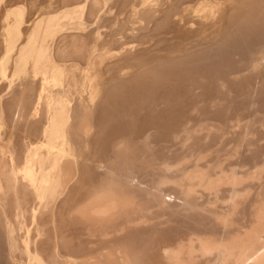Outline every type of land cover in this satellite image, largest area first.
<instances>
[{
    "label": "bare ground",
    "instance_id": "1",
    "mask_svg": "<svg viewBox=\"0 0 264 264\" xmlns=\"http://www.w3.org/2000/svg\"><path fill=\"white\" fill-rule=\"evenodd\" d=\"M63 1L60 10L33 20L24 5L6 4L0 233L7 260L264 264V100L250 105L259 89L257 97L264 99V42L251 49L248 74L237 70L241 76L231 77L233 83L254 84L242 91L252 99L250 109L219 104V92L231 79L218 82L215 75L213 89L204 94L205 81L194 83L206 74L196 80L189 69L208 58L202 56L210 50L198 47L207 46L203 40H212L223 21L264 37V0ZM208 30L217 33L206 37ZM241 35L232 40L241 41ZM169 70L183 72L188 82L194 76L189 91L175 83L181 96L174 90L172 96L178 98L168 92L170 98L156 99L151 91L142 97L150 82L165 87L173 81H166ZM126 90L142 91L141 98ZM117 93L131 99L113 100ZM161 134L166 136L158 147L154 137ZM101 139L111 142L107 156ZM98 142L101 147L93 149Z\"/></svg>",
    "mask_w": 264,
    "mask_h": 264
},
{
    "label": "rangeland",
    "instance_id": "2",
    "mask_svg": "<svg viewBox=\"0 0 264 264\" xmlns=\"http://www.w3.org/2000/svg\"><path fill=\"white\" fill-rule=\"evenodd\" d=\"M34 1H35V0H33V2H32V0H21V1H20V0H18V1H17V0H15V1H14V0H0V39H1V40H0V60L4 57V52H5L4 49H5V28H6V21H5V19H6V15H4V14H5V10H6V6H7V5H9V4H13V5H14L15 3L18 4V5H24V6L26 7V10H27L26 12L28 13L27 15H28L29 17L31 16L30 18L33 20V19H36V18L40 17L41 15H44L46 11L49 13V11H50V12H51V11H52V12H53V11L55 12V11H57L59 8L61 9L62 5L65 3L63 0H55V1H54V0H38V1L41 2V3L37 2V0H36L35 2H34ZM51 1H52V2H51ZM167 1H170V0H167ZM171 1L173 2V0H171ZM174 1H175V0H174ZM13 2H14V3H13ZM195 2H196V1L191 2L192 4H190V5H195ZM35 3H36L37 5H34ZM62 3H63V4H62ZM66 3H67V1H66ZM193 3H194V4H193ZM6 4H7V5H6ZM26 4H27V5H26ZM32 4H33V10H32V8H31ZM29 5H30V6H29ZM38 6H39V7H38ZM53 6H54V8H53ZM44 7H46V8H44ZM58 7H59V8H58ZM2 8H3V9H2ZM52 8H53V9H52ZM60 9H59V10H60ZM43 11H44V12H43ZM47 12H46V14H47ZM40 13H42V14H40ZM11 19H12V18H11ZM223 22H224L225 24H223V25H219V24H220V23H219V24L216 26V28H215V30L218 31L219 33L223 32V33L221 34L222 36H221L219 33H217L215 30H214V32H213L212 34H211V33L209 34V32H210V31L212 32V30H208V31L206 32L207 34H206V33L204 34V35H207L206 37H209L208 34L212 37L213 34H215V32L217 33V35L215 34V36L217 37V39L215 38V41L213 40L215 36L212 37V38H213L212 40H209V38H206L207 40H209V44H210V46L212 47V50H213V51H211L210 47L208 46L209 44L206 43V41H207L206 39H205V42H204V40H203V43H204V44H207V46L203 45V47L205 46L204 48H203L202 46H201V47H198L199 50H200V49L203 50V49H205V48L207 47L205 50H207V49H208V51L210 50V51L208 52V55L210 56V54H211L212 57H213V53H216V52H215L216 50H217V53L220 52L221 54H220V55L218 54V55L220 56V59H219V60H218L219 57H218L217 53L215 54V55H217V56H216V57H213V58L207 56V54H206V55L202 54V55H204V56H202V57H205V56L208 57V58H206V59L209 60V61H208L209 63H210V58H212L213 60L211 59V61H212L211 63H212V65L214 64L213 67H215V64L219 61L218 64H220L221 67H223V68L221 69V68H220V65H217V64H216V68H218L219 70H218V69L216 70V68H215V69H212V65H211V63H210V64H209V63H206L207 60H206L205 58H204V59H205L206 61L204 60V61L202 62L203 65L200 63L202 66H200L199 63L196 64L197 67H199L198 70H200V71L202 72V74H201V72H199L198 70L196 71L197 67H196L195 64H194L193 66H195L196 68L192 67V65H191V67L189 68V69H192V73H193V75L195 76L196 80H197L198 78H201L202 76H203V78H204V76H205V74H206V76H205L204 79H201V81H199L200 79H198V80H197L198 83H197L196 81H195V83H194V86L199 87V86H200V83L202 84V83L205 81V83H203L204 85L202 84V85L200 86L201 89L204 88V90H201V91L204 92V94H206V93L208 94V93L210 92V88H211V87H212L211 90L213 89V87H214L213 85H215V83H216V81H215L216 78L213 79V77H214L215 75H216L217 78H218V80L216 79L218 82L220 81L219 79H222V80H223L224 78H227V81L229 82V80L231 79L232 76L235 77V76L238 75V74H236V75L234 74V73L237 72V70L239 71V73H242V74H244V75H245V74H248V68H247V67H249V65H250L249 63H250V61H251V59L249 58L251 55L249 56V53L251 52V49H252V48H254V52H255V47H253V46H257V47H258L259 45H255V43L258 44V43H259V40L261 41L260 44H262V42H264V37H263L262 35H259V34L256 33V32L254 33V31L250 32L251 30L249 31V29H248V31L250 32V34H249V32L247 31V29H245V31H247V32H244V33L247 34V36H248V35L251 36V35L253 34V35L251 36V39H250V37H247V36H246V38H245V37H244V36H245L244 33H243V32H240V30L238 31V30H237L238 28L236 29V27L233 26L234 24H229V25H230V27H229V26L227 25V24H228L227 21H226V22L223 21ZM221 24H222V23H221ZM4 25H5V26H4ZM224 25H225V26H224ZM220 26H221L222 28H220ZM227 26H228V27H227ZM223 27H224V28H223ZM225 27H227L228 31L226 30ZM231 27H232V28H231ZM233 27H234V29H235L234 33H233V31H229V29L234 30ZM219 28L222 29V30H220ZM218 29H219V30H218ZM223 29H224L225 32L223 31ZM241 29H242V28H241ZM226 31H227V32H226ZM235 32H236V33H235ZM238 32L241 33L242 35H241V34H238ZM224 33H225V34L227 33V35H224ZM251 33H252V34H251ZM1 34H2V35H1ZM232 34H234V35H232ZM236 34L242 36L241 39H240L241 41H239V39H237L238 42H236V41L234 42V39L232 40V36H233V37H234V36L236 37ZM254 34H256V35H255V38H254ZM258 35H259V36H258ZM1 36H2V37H1ZM218 36H219V37H218ZM226 36H227L228 38H226ZM220 37H222V38H220ZM223 37H224V38H223ZM235 37H234V38H235ZM237 37L240 38V36H237ZM237 37H236V38H237ZM258 37H259L260 39H259ZM261 37H263L262 40H261ZM204 38H205V37H204ZM229 38H231V39H229ZM243 38L246 39V40H247V38H248L249 40L246 41V42H244V39H243ZM253 38H254V39H253ZM257 38H258V39H257ZM210 39H211V38H210ZM221 39H222V40H221ZM223 39H224V41H223ZM220 40H221V42L223 41V43H221V42L219 43ZM228 40H229L231 43H230ZM257 40H258V41H257ZM210 41H213V42H210ZM217 41H218V43H216ZM249 41H250V43H248ZM192 42H194V41H192ZM2 43H3V44H2ZM187 43H190V42H187ZM195 43H196V42H194V45H195ZM203 43H202V44H203ZM225 43H226V44H225ZM227 43L231 44V48L229 47V44L227 45ZM233 43H234V44H233ZM237 43H238V44H237ZM245 43H247V44H249V45H251V44L253 43V45H251V47H250L249 45H247V44H245ZM202 44H201V45H202ZM214 44H215V45H216V44H222L223 46L220 45L221 47H220V46L218 47V46L216 45V46H217V48H216V47H213V46H215ZM224 44H225V45H224ZM189 45H190V44H189ZM233 45H235L234 48H233ZM243 45H244V46H243ZM2 46H3V47H2ZM190 46H191V48L194 47L193 44H191ZM190 46H189V47H188V45L186 46V48H187L188 51L191 50ZM225 46H226V47H225ZM241 46H242L243 48H242ZM247 46H248V49H247ZM208 47H209V48H208ZM228 47H229L231 50H229ZM245 47H246V48H245ZM188 48H190V49H188ZM198 48H197L196 45H195L194 50H193V48H192V51H195V49L197 50ZM214 48H216V49H214ZM221 48H222V49H221ZM224 48H225V49H224ZM232 48H233V49H232ZM219 49H221V50H219ZM235 49H236L235 52H236V54H237V57H236V54H235V52H234ZM238 49H240L241 51L238 50ZM249 49H250V51L248 52ZM256 49H258V48H256ZM184 50H186V49H184ZM187 50H186V51H187ZM214 50H215V51H214ZM223 50H224V51H223ZM225 50H226V52H229V51H230L229 53H230L232 56H231L229 53H228V54H227V53L225 54ZM228 50H229V51H228ZM242 50H243V51H242ZM246 50H247V51H246ZM188 51H187V52H188ZM192 51H190V52H192ZM252 51H253V49H252ZM190 52H189V53H190ZM210 52H211V53H210ZM212 52H213V53H212ZM222 52H223V55H222ZM254 52H251V53H254ZM203 53H207V51H206V52L203 51ZM251 53H250V54H251ZM215 55H214V56H215ZM224 55H226V56L224 57ZM233 55H234V56H233ZM231 57H232L233 59H232ZM216 58H217V59H216ZM227 58H228V61H229V62L227 61ZM229 58H230V59H229ZM239 58H240V59H239ZM215 59H216V60H215ZM221 59H222L223 61H222ZM242 59H243L244 61H246V62H245L246 64H245V63H242V61H240V60H242ZM249 59H250V61H249ZM214 61H215V63H214ZM236 61H237V62H236ZM221 62H224V63L221 64ZM238 62H240V63H238ZM205 63H206V64H205ZM233 63H234V64H233ZM241 63H242V64H241ZM207 64H208V65H207ZM225 64H228V65H227V68L225 67V66H226ZM236 64H237L238 66H237ZM243 64H244V65H243ZM247 64H248V66H247ZM209 65H210V68L207 67V66H209ZM222 65H224V66H222ZM230 65H231V66H230ZM235 65H236V67H235ZM205 66H206V67H205ZM218 66H219V67H218ZM233 66L236 68V70H235V68H234ZM204 67H205L207 70H206ZM232 67L234 68V70H233ZM193 68H194L195 70H194ZM201 68H202V70H201ZM203 68H204V69H203ZM208 68H209L210 70H209ZM246 68H247V69H246ZM220 69H221V70H220ZM193 70H194V71H193ZM205 70H206L207 72H205ZM211 70H212V71H211ZM213 70H214V71H213ZM215 70H216L217 72L219 71V73H217ZM222 70H224V71H222ZM166 71H167V70H166ZM169 71H170V70H169ZM190 71H191V70H190ZM195 71H196L197 73H195ZM208 71H209V72H208ZM210 71H211V72H210ZM235 71H236V72H235ZM167 72H168V71H167ZM170 72H171V71H170ZM170 72H169V73H170ZM174 72H175V73H174ZM174 72H173V73L171 72L172 76H171V74H169V76H171V77H169V79L166 78V81H167V80L170 81L171 78H172V79L175 78V77L177 78V76H179V79L181 78V79H180L181 81H180L179 79H176V78H175L176 80L173 79V81H170L169 84L171 85L172 88L174 87L173 89H172V88L170 87V85L168 84V81H167V83L164 84V85H166L165 87H164V86H161V85H159V84H157V82L159 83L160 81L154 82V85H153V86H154L155 88L152 87V86H151L152 88L150 87V84L153 83V82H150V84H149V86H148L149 88L147 87V85H145V88L147 87L148 89L145 90V91H147L146 93H145V92L142 93V97L144 96L145 98H149L150 95H148V94L150 93V91H151V93H152L153 95L155 94V95H154V98H156V99L162 98L163 96L165 97V96H167V95L169 96L168 92L171 93L170 96L173 97V96H175V95L172 96V92H173V90L178 86V85H176L177 83H179V86H180V87H182L181 85H183L184 88H187V87H188L187 89H188V91H189L190 85L192 86V85H193L192 83H193L194 80H195V78H193L194 76L191 74V72H189L188 74H189V75H192V76H188V75H187L188 78L191 77V79H189L190 82H188V79H187V80L185 79L186 76L184 75L183 72H182V73H183L182 76H185L184 78H183L182 76H180V73H181L180 71H178V70H177V71L174 70ZM177 72H178V73H177ZM179 72H180V73H179ZM220 72H221V73H220ZM222 72L224 73L225 76L222 75V74H223ZM182 73H181V74H182ZM198 73L201 74V75H199ZM204 73H205V74H204ZM216 73H217L218 75H217ZM231 73H232V75L230 76L229 74H231ZM173 74H174V76H173ZM176 74H177V76H175ZM185 74H186V72H185ZM197 74L199 75L198 77H197ZM209 74L212 75V78H211V76L208 77ZM233 74H234L235 76H234ZM220 75H221V78H219ZM200 76H201V77H200ZM216 76H215V77H216ZM227 76H228V77H227ZM240 76H241V74H240L239 76H237V78L240 77ZM222 77H223V78H222ZM186 78H187V77H186ZM192 78H193V79H192ZM207 78H208V79H207ZM209 78H210V79H209ZM228 78H229V80H228ZM235 78H236V77H235ZM172 79H171V80H172ZM212 79H213V80H212ZM174 80H175V81H174ZM191 80H193V81L191 82ZM202 80H203V82H202ZM177 81H178V82H177ZM186 81H187V84H185ZM206 81H209V82H206ZM211 81H212V82H211ZM213 81H215V82L213 83ZM232 81H233V80L231 79L230 82L227 83V84L232 85V83H233ZM240 81H241V80H240ZM163 82H165V79H164ZM172 82H173L174 84H175V83H176V84L172 86V84H173ZM181 82H182V84H181ZM238 82H239V81L234 82V83H235V84L233 83L234 86H233V85H232V86L226 85V86H225V90L223 89L225 92H224L223 90H221V91L219 92V93H220V94L218 95V98H219V99H218V100H219V104H220V103H226V102H229L230 105L232 106V110H233V109H234V110L237 109L238 111H242V110H244V109H246V108H249V109H250L251 107L249 106V104H250V102H251L252 99H251V97H250V99H251V100H250L249 97H247V98L250 100V102H248V101H247V98H246V94H245V96H244L243 93H244V91H245L246 89H248V88L250 89V86H251L253 83H251V82H247V83H248V84H247V83L241 81V83H242L243 85L239 82V85H240V86H239V85H238ZM0 83H1V84H0V88H3L4 85L6 84V82H3V79H2L1 77H0ZM190 83H191V84H190ZM196 83L199 84V85H197ZM206 83H207V84H206ZM212 83H213V84H212ZM249 83H250V86H249ZM155 84H156V85H159V86H156ZM161 84H163V83H161ZM209 84H211V85H209ZM246 84H247V85H246ZM167 85H168V87H167ZM187 85H188V86H187ZM207 85H208V86H207ZM253 85H254V84H253ZM253 85H252V86H253ZM1 86H2V87H1ZM160 86H161V87H160ZM175 86H176V87H175ZM179 86H178V87H179ZM210 86H211V87H210ZM235 86H236V87H235ZM243 86H244V87H243ZM159 87H160V88L163 87V91H165V93H164ZM178 87H177V88H178ZM183 87L180 88V89L184 91ZM207 87H208V88L210 87L209 90H208ZM230 87H231V88H230ZM237 87H238V88H237ZM166 88H167V89H166ZM226 88H227V89H226ZM239 88H240V89H239ZM171 89H172V91L170 92ZM178 89H179V88H178ZM178 89H175V90L177 91ZM187 89H186V90H187ZM206 89H207V90H206ZM232 89H235V90H232ZM242 89H243V90H242ZM249 89H248V90H249ZM257 89H258V88H257ZM1 90H2V89H1ZM1 90H0V91H1ZM153 90H154V91H153ZM157 90H158V92H157ZM175 90H174V91H175ZM248 90H246V91H248ZM251 90H252V89H250V91H251ZM128 91H129V90H126L127 93H128ZM148 91H149V93H148ZM161 91H162L163 93H162ZM166 91H167V94H166ZM176 91H175V94H176L177 96H181V95L178 94L179 92L177 93ZM178 91H179V90H178ZM242 91H243V93H242ZM250 91H249V93H250ZM129 92H132V91L130 90ZM141 92H142V91H140V92H135L136 94H134V92L131 93V94H134V98H133V99L141 98L140 95H139V94H141ZM153 92H154V93H153ZM155 92H156V93H155ZM159 92H160L161 94H160ZM227 92H229L230 95H232V94L234 93L232 96L229 95V98H230V99H228V97H227V96H228V95H227ZM259 92H260V89H259L257 95H259ZM127 93L124 94L125 96L122 95V97H121L120 93H119L120 96H119L118 93H117L118 97L116 98V96L114 95V96H113L114 98H112V99H113V100L115 99L116 101H117V99H118L119 101H121V99H124L123 97H125L126 99H127V98L131 99V97H126V96H128V94H129V93H128V94H127ZM137 93H138V97L135 96V95H137ZM144 93H145V94H144ZM147 93H148V94H147ZM151 93H150V94H151ZM157 93H158V94H157ZM182 93L184 94L185 92H182ZM239 93H242V96H241V94H239ZM245 93H246V92H245ZM260 93H261V92H260ZM131 94H129V95H131ZM143 94H144V95H143ZM159 94H160V95H159ZM164 94H165V95H164ZM173 94H174V93H173ZM180 94H181V93H180ZM225 94H226L227 96H226ZM236 94H237V95H236ZM247 94H248V93H247ZM153 95H152V96H153ZM156 95H157V96L159 95L160 97L158 96V98H157ZM161 95H162V96H161ZM220 95H222V96H220ZM235 95H236V96H235ZM250 95H252V94H250ZM257 95L255 94L257 100L253 99L254 101H252L250 105H252V103L255 102L256 105L258 104V106H259V104H261V102L264 100L263 98H262V99H259V98H258L259 96H261V94H260L258 97H257ZM131 96H132V95H131ZM168 96H167V97H168ZM177 96H175V98H178ZM182 96L185 97V95H182ZM219 96H220V97H219ZM243 96H244V97H243ZM248 96H249V95H248ZM263 96H264V92H263ZM120 97H121V98H120ZM223 97H224L225 100L223 99ZM232 97H233V98H232ZM252 97H253V96H252ZM145 98H144V99H145ZM152 98H153V97H152ZM168 98H170V97H168ZM179 98H180V97H179ZM226 98H227L228 100H226ZM237 98H239V100H240V98H241V101L236 100ZM259 100H261V101L259 102ZM221 101H223V102H221ZM233 101H234V103H236V101H237V103L234 104ZM244 101L247 103L248 106L246 105V103H244ZM257 101H258V103H257ZM231 102H232V103H231ZM229 103H227V105L225 104L226 107L228 106ZM239 103H240V104H239ZM243 103H244V104H243ZM233 104H234V106H233ZM237 104H238V105H237ZM222 105H224V104H221V106H222ZM225 105H224L223 107H225ZM237 106H238V107H237ZM239 106H240V107H239ZM223 107H220V108H223ZM228 107L230 108V106H228ZM236 107H237V108H236ZM241 107H242V108H241ZM243 107H244V108H243ZM255 107H257V106H255ZM239 108H241V110H240ZM230 109H231V108H230ZM249 109H247V111H248ZM232 110H231V111H232ZM237 110H235V111H237ZM235 111H233V112H235ZM222 115H223L222 113L219 114L220 117H222ZM219 116H217V117H219ZM119 123H120V121H119ZM109 133H110V132H108L107 136H108V138H110L109 141H111V137H109V136L112 135V132H111L110 135H109ZM162 136H163L164 139H165V136H166L165 134H161V136L157 135V136L154 137V140L156 141L155 143L157 144V141H158V143H159V144L157 145L158 147H160V146H159V145H160V142H162V141H161V140H162ZM105 138H106V139H105ZM108 138L105 136L104 139H103V138H102V139H103L104 142H105V140L107 141ZM157 138H158V140H157ZM102 139H101V141H99L100 144H102V143H101V142L103 141ZM160 139H161V140H160ZM19 140H20V139H19ZM159 140H160V141H159ZM20 141H21V140H20ZM99 142H98V144H95V145H97V147L93 145V146H94L93 149L96 148L95 150H97V149H99V147H101V146H99ZM106 143L108 144V146H109L110 148L107 147V144H105V143L102 144V145H103V146H102V147H103V148H102V149H103L102 152H103L104 154H102V153H101V154H102L103 156H105V155L107 156V153H108V152L105 154L104 151H106L108 148H109L108 151H111V142H109V143L106 142ZM109 144H110V145H109ZM157 146H156V149L158 148ZM174 148H175V147H174ZM174 148H172V149H173V150H176V149H174ZM104 149H105V150H104ZM158 149H159V148H158ZM158 149L155 150V151H158ZM172 152H173V151H172ZM172 152H170V153H172ZM156 153H157V152H156ZM160 153H161V152H160V150H159L158 153H157V155L159 154L160 156L163 157V156H164V155H163L164 153H163V154H160ZM109 154H110V153H108V155H109ZM159 155H158L157 157H160ZM4 244H5V242H4V240H3V235L0 233V264H1V262H2V264H7V261L10 260V259L7 260L9 257H7V256H8V253H6V252H7V247H6V245L4 246ZM5 248H6V250H5ZM4 250H5V251H4ZM3 251H4V252H3ZM6 254H7V255H6ZM4 260H5V261H4ZM9 263H10V261L8 262V264H9ZM10 264H13L12 261H11Z\"/></svg>",
    "mask_w": 264,
    "mask_h": 264
}]
</instances>
